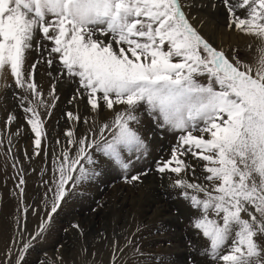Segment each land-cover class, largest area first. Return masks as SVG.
I'll list each match as a JSON object with an SVG mask.
<instances>
[{"label":"snow or ice","instance_id":"6c2138e0","mask_svg":"<svg viewBox=\"0 0 264 264\" xmlns=\"http://www.w3.org/2000/svg\"><path fill=\"white\" fill-rule=\"evenodd\" d=\"M222 4L230 30L261 41L254 63L241 60L236 49L229 55L214 47L185 11L186 0H0V80L10 74L25 93L13 96L34 134L36 155L47 136L49 109L59 99L55 84L51 99L44 98L37 64L58 63V77L78 85L69 100L76 110L65 114L67 143L48 187L49 221L69 181L74 187L100 174L95 154L124 173L130 157L147 154L139 128L143 109L160 128L179 133L157 171L175 174L173 187L197 210L192 227L207 241L202 254L211 264H264V0ZM33 51L40 59L29 64ZM80 101L89 116L80 114ZM103 110L111 118L98 121ZM16 121L10 114L6 128ZM188 155L202 163V180ZM31 247L25 242L22 253Z\"/></svg>","mask_w":264,"mask_h":264},{"label":"rangeland","instance_id":"374dc122","mask_svg":"<svg viewBox=\"0 0 264 264\" xmlns=\"http://www.w3.org/2000/svg\"><path fill=\"white\" fill-rule=\"evenodd\" d=\"M186 4L190 18L191 10L199 21L197 26L192 19L194 25L217 47L199 27L208 30L212 25L217 39L220 28L232 30L228 28L229 17L222 0H186ZM242 41L227 44L231 46L227 53L232 55L236 49L241 60L254 63L261 43ZM45 43L50 46V42ZM40 52L31 53L29 64L40 59ZM59 70L56 62L51 68L41 62L36 68L35 80L44 98L51 99L47 94L53 84L59 97L55 107L49 109L51 115L45 122L47 136L42 139L39 155L34 153V134L13 96L14 91L25 93L15 87L10 74L6 80H0V262L18 264L23 254L22 264H211L202 254L207 247L206 239L192 227L197 210L184 199L180 188L173 187L175 174L157 171V162L169 158L179 133L160 128L143 109L139 128L148 144L147 154L139 160L135 155L130 157L132 166L127 173L95 154L101 160L95 166L100 174L74 187L69 181L60 207L48 220L52 200L48 187L53 180L55 159L67 143L64 135L70 122L65 114L77 107L75 101L69 100L78 85L70 78L58 77ZM78 108L82 116H89L84 101L79 102ZM13 113L17 121L6 128L7 117ZM95 118L110 119L111 112L103 110ZM57 139L60 144H56ZM185 159L196 165V175L202 180V163L191 155ZM139 173L146 174L132 181L131 176ZM73 176L75 179L76 173ZM21 177L23 185L19 183ZM185 178L191 180L192 176ZM20 188L24 189L23 195ZM24 206L29 207L26 215ZM42 225L45 230L33 239ZM25 242H31L32 247L22 253Z\"/></svg>","mask_w":264,"mask_h":264},{"label":"bare ground","instance_id":"6f19581e","mask_svg":"<svg viewBox=\"0 0 264 264\" xmlns=\"http://www.w3.org/2000/svg\"><path fill=\"white\" fill-rule=\"evenodd\" d=\"M190 14H191V17L192 19L194 20V22L197 24V26H200L199 25V21L197 20V18H194L193 17V14H192V11L190 10ZM201 19V18H200ZM207 23V22H206ZM225 24V23H224ZM208 25V23L206 24ZM201 29V31L206 35L207 38H209L216 46L217 48H223L226 50V52L229 53L228 49L229 47H231L230 45H227L229 43H234V44H237L239 43L241 40H248V41H253V42H256V43H261V41L259 39H257L256 37H253V36H249V35H246L242 32H238L236 30L233 31V29L231 31H229L226 28H220V32L218 33L219 34V37L218 39L215 38L214 34H213V28H212V25L211 27L208 26V30L203 28L202 26L199 27ZM222 38H223V42H222ZM242 41V42H243ZM246 44V42H245Z\"/></svg>","mask_w":264,"mask_h":264}]
</instances>
